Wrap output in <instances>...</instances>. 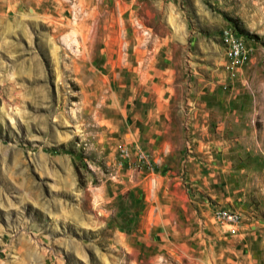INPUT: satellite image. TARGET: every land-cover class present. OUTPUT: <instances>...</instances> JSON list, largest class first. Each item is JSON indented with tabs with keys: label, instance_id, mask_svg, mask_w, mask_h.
<instances>
[{
	"label": "rangeland",
	"instance_id": "1",
	"mask_svg": "<svg viewBox=\"0 0 264 264\" xmlns=\"http://www.w3.org/2000/svg\"><path fill=\"white\" fill-rule=\"evenodd\" d=\"M163 55L201 92L164 153L186 155L176 183L200 203L178 210L121 74L141 59L153 119ZM0 264H264V0H0Z\"/></svg>",
	"mask_w": 264,
	"mask_h": 264
},
{
	"label": "crops",
	"instance_id": "2",
	"mask_svg": "<svg viewBox=\"0 0 264 264\" xmlns=\"http://www.w3.org/2000/svg\"><path fill=\"white\" fill-rule=\"evenodd\" d=\"M165 59L170 60L171 56L148 57L150 64H153L151 70L156 73L155 78L157 77L158 79L157 87L147 96V98H149L148 102L151 103L150 109L147 110V112L151 113L153 119H147L145 116V98L144 91L141 88L143 83L141 59L137 57H126L124 59L125 61L122 62L123 71L121 74L126 76V80L133 78L136 81L134 92L130 89V99L127 97L126 100L128 104H131L128 110L130 116L126 119L128 127L153 129V151L156 154L159 152L161 153V155H152L156 165L158 164L157 167L154 165L153 173L156 175L158 181L163 180L166 174H169L170 179L175 183L173 187H168L166 185L168 183L162 184L158 182L155 188L158 192L161 190L171 192V195L168 196L166 200L164 199V201L169 202L167 207L178 210L191 208L190 201L198 206L200 203H198L199 201L196 199H193L192 196H190L191 200L189 201L186 198L184 187L180 183H176L179 179L177 171L179 173L178 175H180L186 155H164V153L171 152L170 146L173 136L182 138V130L187 124L185 121V114L187 110H190V104H193L195 112L199 111V97L201 96V92L199 88L193 87L187 89L181 85L176 87V83L172 82L173 77L170 75L169 65H166L168 63L161 62ZM183 81L185 82V78ZM125 87L128 88V84H126ZM191 93H193L194 96L193 100L190 99L189 94ZM131 138L132 137H130V139ZM141 185H143V183H141Z\"/></svg>",
	"mask_w": 264,
	"mask_h": 264
},
{
	"label": "built area",
	"instance_id": "3",
	"mask_svg": "<svg viewBox=\"0 0 264 264\" xmlns=\"http://www.w3.org/2000/svg\"><path fill=\"white\" fill-rule=\"evenodd\" d=\"M226 36L227 44L230 45V52L225 53L233 63L239 65L246 59L247 51L245 46L238 45V42H236V35L226 34ZM218 216L229 224L228 233L229 235L234 236L237 232V229L234 225L241 220L239 215L231 211H221Z\"/></svg>",
	"mask_w": 264,
	"mask_h": 264
},
{
	"label": "bare ground",
	"instance_id": "4",
	"mask_svg": "<svg viewBox=\"0 0 264 264\" xmlns=\"http://www.w3.org/2000/svg\"><path fill=\"white\" fill-rule=\"evenodd\" d=\"M236 42H238V45H243L244 43L241 39H239V37L236 35ZM228 52H230V45L228 44Z\"/></svg>",
	"mask_w": 264,
	"mask_h": 264
}]
</instances>
